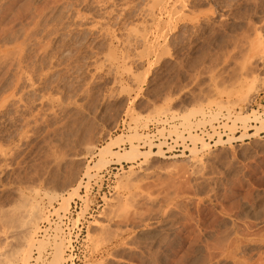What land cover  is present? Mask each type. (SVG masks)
I'll list each match as a JSON object with an SVG mask.
<instances>
[{
  "label": "rangeland",
  "instance_id": "rangeland-1",
  "mask_svg": "<svg viewBox=\"0 0 264 264\" xmlns=\"http://www.w3.org/2000/svg\"><path fill=\"white\" fill-rule=\"evenodd\" d=\"M255 87L230 111L264 114V0H0V264L19 246L33 200L43 228L70 212L86 179L117 165H95L101 148L170 122V136L190 132V156L123 163L109 193L88 187L76 224L101 206L75 264H264V129L253 119L242 137L238 124L206 149L192 134L218 121L207 115L228 114L218 103ZM125 139L116 151L131 147ZM78 185L69 210L57 211V195ZM54 228L45 264L63 236Z\"/></svg>",
  "mask_w": 264,
  "mask_h": 264
},
{
  "label": "bare ground",
  "instance_id": "bare-ground-1",
  "mask_svg": "<svg viewBox=\"0 0 264 264\" xmlns=\"http://www.w3.org/2000/svg\"><path fill=\"white\" fill-rule=\"evenodd\" d=\"M262 89V88H261ZM256 91H259V88L258 87H255V88H253V91L251 90V88L250 89H248V90H243V88L240 90V91H237V92H235V94H233L230 98H229V100L226 102V103H228L229 105H227L226 103V105L223 103V104H217L219 107H220V109H225V110H227V112H228V114H222L221 112V114L220 113H218V114H216V115H213V114H211V115H207V116H209V117H207V118H209L210 120H209V124H210V122L211 121H213V120H218L220 117V115L221 116H224V115H226V117H228L227 118V120H228V122L229 123H233V126L231 127V126H229L227 129H226V127L229 125V123H225V124H227V126H224L223 125V127L222 128H224V129H226V130H228L229 132H233V131H235V127H237V125L238 124H241L242 126V129L245 131V133H243V134H241L242 135V137H245L246 136V129H247V126H248V124H249V122L251 121V120H253V121H255L257 124H258V128L260 129V130H263L264 129V114H262V113H257V111H253L252 113L251 112H248L246 115H243V114H240V113H238V112H235L234 113V111L233 112H231L230 110H231V106H232V108H234L235 106H240L241 108H242V104H244V102H246L247 100H248V98H250L251 97V95H252V93H254V92H256ZM252 99V98H251ZM250 99V100H251ZM246 105V104H245ZM218 108V107H217ZM196 111H198V110H196ZM201 111V110H200ZM199 111V112H200ZM209 112H211V111H209ZM216 112V111H215ZM189 113H191V112H189ZM238 113V116H236V114ZM197 114H199V113H197ZM173 115H174V113H173ZM192 115H194V114H192ZM202 115V114H201ZM204 115V114H203ZM184 116V115H183ZM189 116V115H188ZM188 116L186 117V118H188ZM235 116H236V120H233L234 118H235ZM178 117V116H177ZM176 117V118H177ZM203 117V116H202ZM217 117V118H216ZM219 117V118H218ZM175 118V119H176ZM183 118V117H182ZM185 118V117H184ZM205 116H204V118H203V120L201 119V121H200V123H197V124H199V125H202V126H204L205 124H206V122L208 121H206L205 119H207ZM180 119H181V116H180ZM186 121H188L187 119H185ZM183 121H184V119H183ZM191 120H189V123L191 124V122H190ZM163 122V121H162ZM215 122V121H214ZM185 123H187V122H185ZM165 124V123H164ZM172 125V124H171ZM182 125V124H181ZM186 125V124H185ZM212 125V124H211ZM211 125H208L207 124V126H204V128H206V127H210L211 128V130H212V132H209L210 134H208V136L209 137H215V136H218V141L217 140H214V143H209L208 141H205V136L204 135H200L199 133H197L196 135H198L199 137H201V139H203L204 140V142H207V143H202V145H203V148H207V146L208 145H210L211 147H212V145H214V144H221L224 140L222 139V136L220 135V133L218 132V130L217 129H215L214 128V124L211 126ZM183 126V125H182ZM201 126V127H202ZM171 127H174V126H171ZM177 127V126H176ZM186 128V127H185ZM198 129H200V128H197V130ZM135 130V129H134ZM151 130V129H150ZM164 130V129H163ZM260 130H256V131H260ZM195 131V130H194ZM135 132V131H134ZM162 132V131H161ZM231 132V133H232ZM257 132V133H258ZM159 133V132H158ZM164 132H162V138H165L166 139V136H165V134H163ZM181 133H182V131H181ZM187 133H190V132H187ZM257 133H254V134H252L251 136H254V135H256ZM181 135V134H180ZM183 135V134H182ZM181 135V136H182ZM229 135H230V133H229ZM228 135V136H229ZM138 136H143L145 139H143V140H141ZM146 136V135H145ZM144 135H141V134H139V132L137 133V131H136V133L135 134H131V135H128V136H124V135H120V136H118V137H116V139L115 140H113L112 142H110V143H108L106 146H104L103 148H101L100 149V152H98L99 154H98V160H97V162L95 163V165L99 168V169H102V168H105V167H107L108 165H110V163L112 162V161H114V163H116L117 164V166H120V168L121 167H124V165H123V163H127V164H135V163H137V162H139V161H141V164L142 165H147L148 163H150V160H151V158L153 157V156H157L158 158L159 157H161V158H163V153L164 154H167L166 152H171L170 150H168V151H166V150H164V147H165V145H155L154 144V137H151V136H149V139H148V141H146V137H145ZM176 136H178L179 137V135H176ZM192 135H190V137H191ZM171 137H175V135L174 136H171ZM242 137H241V139H242ZM125 138H127V140L129 139V141L131 142V144H130V148L129 149H123V150H119V151H116V148L117 147H119L120 145V143H122V142H124V139ZM151 138H153V139H151ZM189 138V137H188ZM232 138V137H231ZM230 138V139H231ZM249 138V137H248ZM137 139H139V141H143L144 142V144H146V147H148V149L147 150H145V151H143V150H141V149H139V147H138V145L136 146L135 145V142H134V140H137ZM151 139V140H150ZM194 139V138H193ZM229 139V138H228ZM126 140V139H125ZM163 140V139H162ZM212 140V139H211ZM138 141V140H137ZM154 141V142H153ZM181 141L183 142V144L186 142V139L183 137V139H181ZM194 141V140H193ZM192 141V142H193ZM229 141V140H228ZM134 142V143H133ZM166 142V141H165ZM191 142V141H190ZM191 142V143H192ZM203 142V141H202ZM227 142V141H226ZM155 146H157V148H158V151H153L154 149H155ZM215 146V145H214ZM222 146V145H221ZM156 148V149H157ZM192 148H193V144H192V146H188V147H186V150L188 149L189 150V152H190V150H192ZM205 148V149H206ZM170 149H173V147L172 146H170ZM195 149H196V147H195ZM194 149V150H195ZM192 153H194V155L196 154V152H192ZM182 156H185V154H181ZM181 155H178V156H181ZM197 155V154H196ZM187 156H190V155H187ZM186 156V157H187ZM191 157H193L192 155H191ZM203 164V163H202ZM198 165H199V163H198ZM113 166H116V165H113ZM112 167V166H111ZM110 167V168H111ZM110 168H108V169H110ZM132 168L133 167H131V170H132ZM87 170H88V168H87ZM123 171V170H122ZM87 173V172H86ZM135 176H137L136 175V172L134 171H132V172H130V174L127 176V177H125V178H123V180H121V182H120V184L122 185V186H124V187H127V186H130L131 185V183L133 182V180L134 179H136L137 177H135ZM139 178V177H138ZM80 185H78L75 189H74V191H73V193L70 195V197L69 198H65L64 196H61V195H57V196H60V198L62 197V199H61V201H62V203H61V206H60V208H58L57 209V211H59V210H61L62 209V211L63 212H66V211H68L69 210V207H70V200L72 199V197H74V196H77L78 195V189L80 188L79 187ZM87 189H88V186L86 187ZM127 190V189H126ZM80 197H81V195H80ZM56 199V196H54L53 197V199L52 200H55ZM31 201V200H30ZM98 203V202H97ZM30 204V203H29ZM28 208V207H27ZM29 209V211L27 212L26 211V214H27V216H26V218L24 219V221L22 222V226H21V228H22V234H23V238H22V240L20 241V243H19V246L17 247V249H15V251H14V254H12V258L11 259H9V260H4L5 261V263L4 264H30V261H31V259H33L34 258V260H36V261H38V260H40V259H43V257H42V250H44L45 248L44 247H46V244L48 243V238H50L49 237V231L51 230V228H52V226H54L55 225V227L56 228H54V229H57L58 227L57 226H60L61 227V224L60 223H58V222H55V223H53V222H48L47 223V225L45 226L44 225V229L43 228H40L39 227V222L43 219V216H45L44 215V213H45V211H44V206H42L41 205V203L40 202H38L37 200H33V202L31 203V206H30V208H28ZM25 214V215H26ZM65 213H63V215H64ZM57 215H59V214H57ZM63 215H61V217L63 216ZM52 217H55V216H52ZM51 217V218H52ZM56 217H58V216H56ZM60 217V215H59V217L58 218H61ZM51 218L49 219L50 221H51ZM45 219V218H44ZM76 222V221H75ZM62 229V228H61ZM61 229H59L58 228V230H56V231H58L59 233L62 231L63 232V230H61ZM38 231H39V233H38ZM37 233L42 237V238H45V239H36V235H37ZM61 234V233H60ZM63 236H61V235H54V242H55V247H56V249H55V251H56V253H55V255H53V258L48 262V264H62V262H63V260H64V258H63V253H64V241L65 242H67L66 243V245H65V248H66V250H70V246H68V245H71L70 244V242H69V240L67 239V236L66 235H64V233L62 234ZM61 236V238H58V237H60ZM47 240V241H46ZM34 248L35 249H37L36 250V252L38 253V258H35L34 257V254H32V253H34L33 252V250H34ZM68 252V254L66 255V259H65V264H67V262H68V264H69V260H72V255L69 253V251H67ZM70 252H71V250H70ZM45 255H46V253H44ZM43 254V255H44ZM50 256V255H49ZM46 258V260H47V257H45ZM5 259V258H4ZM44 263H45V261H44Z\"/></svg>",
  "mask_w": 264,
  "mask_h": 264
},
{
  "label": "built area",
  "instance_id": "built-area-1",
  "mask_svg": "<svg viewBox=\"0 0 264 264\" xmlns=\"http://www.w3.org/2000/svg\"><path fill=\"white\" fill-rule=\"evenodd\" d=\"M227 118L228 117H226V115L221 116L218 119V121L214 123V128L218 130V132L222 136V139L225 140V142L228 140V135L230 133L228 130L222 128L225 123H229ZM170 124H171V122L166 124V125L153 124L149 127V130L146 132L145 135L154 137L155 144L156 143L159 144L160 142L163 143L164 140H162V136H161L162 132L161 131L164 129L166 132L163 134H165V136H166V144H167V146H165L164 149H166V151H168V146L173 147V150L171 152H166L167 155H168V153L169 154L176 153L178 155L185 154V156L190 155L189 150L188 149L186 150V147L192 146V143L188 139L189 134L185 133L183 135V137L186 139V142L183 144L181 139H178L177 137H171L169 135V129L171 127ZM209 132H212L210 127H206V128L202 127L198 130H195L192 134L199 133L200 135H204L205 141H208L209 143H214V140L218 141V136H215L212 140H210L209 136H208V134H210ZM214 145H212V147ZM179 157H182V155ZM122 170H123V167L120 168V166L116 165V166H112L110 169H106V170L100 172L98 174V178L91 179L90 182L88 181V179H86V181L83 184L84 186L82 187V190H81V199L74 200L73 206L71 207L70 212L67 214H64L60 219L56 216L51 218V221L53 223L58 222L61 224V228L63 230V233H64V235L67 236V239L69 240V242L71 244V245H68V246H70L71 252H70V250H68V251L71 255L74 252L75 248H77L82 242H84V238H85L87 231H88V222H89V220H91L95 216V212L101 206V204H99L98 207L93 206V208H91L89 210V212H87L85 217L81 218L79 220V222L76 224L75 221L78 220V214L81 212V209L83 208L84 200H85L86 195L88 193V189L86 188L87 185L92 190V192L96 191V194L100 193V191H99V184L100 183H103L101 186L106 185V190L110 189L111 185L114 183L116 177L119 174H121ZM102 189H103V187L101 188V190ZM109 191L110 190H107V193H109ZM50 231H49V234L51 233ZM35 258H38V256ZM76 262L77 261H76L75 257L72 258V260H69V264H75ZM31 264H45V263H44V259H40L38 261L33 259ZM67 264H68V262H67Z\"/></svg>",
  "mask_w": 264,
  "mask_h": 264
}]
</instances>
